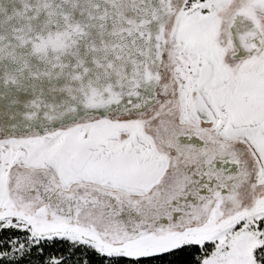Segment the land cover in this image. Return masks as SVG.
Listing matches in <instances>:
<instances>
[{"label": "snow or ice", "instance_id": "obj_1", "mask_svg": "<svg viewBox=\"0 0 264 264\" xmlns=\"http://www.w3.org/2000/svg\"><path fill=\"white\" fill-rule=\"evenodd\" d=\"M0 264H264V0H0Z\"/></svg>", "mask_w": 264, "mask_h": 264}]
</instances>
